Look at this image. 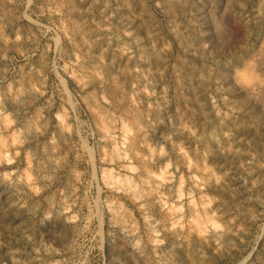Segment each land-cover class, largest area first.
<instances>
[{
    "label": "rangeland",
    "instance_id": "obj_1",
    "mask_svg": "<svg viewBox=\"0 0 264 264\" xmlns=\"http://www.w3.org/2000/svg\"><path fill=\"white\" fill-rule=\"evenodd\" d=\"M263 92L264 0H0V264H264Z\"/></svg>",
    "mask_w": 264,
    "mask_h": 264
},
{
    "label": "bare ground",
    "instance_id": "obj_2",
    "mask_svg": "<svg viewBox=\"0 0 264 264\" xmlns=\"http://www.w3.org/2000/svg\"><path fill=\"white\" fill-rule=\"evenodd\" d=\"M68 4H69V3H68ZM69 7H70V6H69ZM71 7H72V6H71ZM71 7H70V8H71ZM77 28H78V26H77ZM75 32H76V31H75ZM80 33H81V32H80ZM84 39H85V38H84ZM248 63H249V62H248ZM84 65H85V64H84ZM248 65L251 66L250 63H249ZM249 66H247V67L249 68ZM247 67H246V68H247ZM98 69H99V68H98ZM249 69H250V68H249ZM251 69H252V68H251ZM251 69H250V70H251ZM94 70H95V69H94ZM247 70H248V69H247ZM250 70H249V71H250ZM253 70H254V69H252L251 71H253ZM260 70H261V69H260ZM253 72L256 74L255 71H253ZM253 72H252V73H253ZM245 74H246V73H245ZM247 74H248V71H247ZM250 74H251V72H250ZM248 76H249V75H247V77H248ZM251 76H252V75H251ZM244 77H246V76H244ZM249 77H250V76H249ZM254 77H255V76H254ZM251 78H253V77H251ZM249 79H250V78H249ZM254 79H255V78H254ZM257 79H258V77H257ZM257 79H255V80H257ZM255 80H254V81H255ZM262 80H263V79H262ZM244 81H245V80H244ZM259 81H260V80H259ZM247 82H248V80H247ZM249 82H250V81H249ZM252 82H253V81H252ZM257 83H258V82H257ZM258 86H259V85H258ZM263 93H264V92H263ZM92 96H93V95H92ZM101 110H102V109H101ZM105 113H106V112H105ZM107 114H108V113H107ZM104 122H105V121H104ZM127 182H128V181H127ZM131 187H132V186H131ZM205 210H206V209H205ZM205 213H206V212H205ZM205 216H206V215H205ZM123 225H124V224H123ZM203 228H204V227H203Z\"/></svg>",
    "mask_w": 264,
    "mask_h": 264
}]
</instances>
